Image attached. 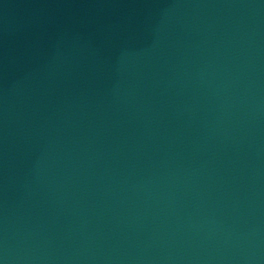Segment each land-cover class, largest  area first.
I'll return each mask as SVG.
<instances>
[{
    "label": "water",
    "instance_id": "obj_1",
    "mask_svg": "<svg viewBox=\"0 0 264 264\" xmlns=\"http://www.w3.org/2000/svg\"><path fill=\"white\" fill-rule=\"evenodd\" d=\"M0 264H264V0H0Z\"/></svg>",
    "mask_w": 264,
    "mask_h": 264
}]
</instances>
